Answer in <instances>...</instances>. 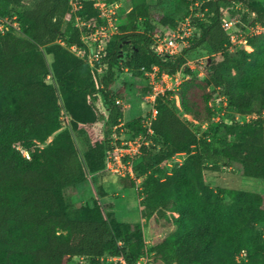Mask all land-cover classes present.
<instances>
[{"label":"trees","instance_id":"1","mask_svg":"<svg viewBox=\"0 0 264 264\" xmlns=\"http://www.w3.org/2000/svg\"><path fill=\"white\" fill-rule=\"evenodd\" d=\"M174 1L187 8V15L190 1ZM242 1L256 14L252 25L264 26V0ZM22 2L0 0V19L17 24V28L9 26L0 32V264H71L68 260L74 257L86 259L88 264H104L105 256L137 264L144 246L139 223L118 222L113 203L104 204L99 198L72 217L62 196L66 187L103 173L111 130L122 122L125 109L115 103L123 91L114 88L121 61L142 79L140 68L153 65L169 72L183 67L189 74L176 92L179 113L170 105V93L156 101L155 136L142 147L134 165L136 174L143 177L141 190H133L131 179L118 178L139 199L141 216L152 231L151 252L164 264H264V230L257 229L264 224V194L232 190L228 192L230 201L225 202L203 177L206 162L220 159L239 163L247 177L264 179V119L201 130L212 118L209 102L217 89L238 114L264 110V31L231 52L230 37L223 28L224 5L229 1L210 0L201 7L207 11L204 20L197 21L199 34L193 38L194 44L163 61L151 49V24L145 22L142 32L137 28L138 20L147 21L153 8L146 0H131L126 24L108 44V69L98 90L87 63L57 43L60 39L67 46L82 47L68 0H39L33 8L15 12ZM84 7L88 16L97 14L90 2ZM247 17L245 13L242 21ZM158 20L162 26L174 25L165 17ZM204 44L222 59L207 57L204 77L199 79L185 66L186 55ZM43 48L53 56L51 64ZM123 51L128 53L124 59ZM231 54L237 58H230ZM48 76L51 83L45 82ZM256 94L263 96L254 106ZM72 98L84 100L92 113L85 126V150H79L67 129L41 147L62 128L60 99L68 104ZM183 114L198 124L185 121ZM141 120H135L139 127L133 132L130 123L123 124L129 135L143 132ZM219 127L226 136L217 139L213 131ZM155 143L159 144L157 151ZM177 153H186V157L165 175L162 165ZM103 193L101 197L106 196ZM242 250L246 258L237 262Z\"/></svg>","mask_w":264,"mask_h":264},{"label":"built area","instance_id":"2","mask_svg":"<svg viewBox=\"0 0 264 264\" xmlns=\"http://www.w3.org/2000/svg\"><path fill=\"white\" fill-rule=\"evenodd\" d=\"M189 1L188 14L176 22L175 30L170 36H160L159 34H153L151 36L152 52L154 55L162 58L163 61L179 55L193 38L199 34L197 21L204 20V13L207 11V8L202 10L201 7L210 0ZM228 1L234 6L237 5L235 0ZM86 2H90L91 7L96 10L97 14L95 16H88L86 14L84 7V3ZM125 2L126 0H68L69 10L73 15L74 27L80 33L82 47L75 44L67 46L60 39L57 43L67 47L87 63L95 78H98V82H96V89L98 90L102 88L100 78L108 69L107 62L105 61L108 44L112 38L120 34L119 17L121 10L124 9ZM235 7L240 12L236 15L227 14L223 19V28L230 37L229 50L231 52L245 43L248 37L264 31V26L259 23H255L252 26L249 25L248 27L245 25L246 23H242V17L245 13H248V16L252 17V21L256 17L255 12L249 11L246 1H243L239 7L238 5ZM129 10L130 8L126 13ZM240 25L246 27L247 32L244 35L242 32L239 33ZM9 26L17 28L16 23L11 24L7 19H0V32L2 34L9 29ZM185 66L191 72L195 73L197 78L201 79L204 77L203 65L196 72L195 67L190 65L186 59ZM140 71L142 72L143 80L147 87L145 102L149 106V114L143 116L141 120L143 132L137 136H131L123 132V123L114 126L111 130L110 148L105 153L104 167V170L110 171L119 177L129 178L137 185L141 181V177L136 174L134 165L141 155L142 147L151 144L155 136L152 129V122L156 117V101L160 96L170 93V97L175 100L178 109H180L176 92L181 83L189 77V74L184 72L183 67H180L174 72H169L158 65H153L150 68L141 67ZM115 103L125 108L121 99L115 98ZM209 106L211 108L212 118L210 123L201 125L202 131L207 130L209 126H222L233 121L240 124L247 123L257 118H263L260 115L264 114V110L261 114L256 112L249 115L236 113L229 107L226 95L221 93L219 89H217L214 99L209 102ZM183 118L194 126L198 124L189 115L183 114ZM117 130H120V134H117ZM20 151L22 152V150ZM175 156L181 158L180 160L177 159L178 162L176 164V166H180L186 157V153H177ZM26 158H29V155ZM167 164L170 166V163ZM246 254V251L242 250L236 256V261L240 262L241 260H245ZM107 258L109 263L118 262V264H126L122 257ZM147 263L148 260L146 259L144 264ZM137 264H140V261H137Z\"/></svg>","mask_w":264,"mask_h":264},{"label":"rangeland","instance_id":"3","mask_svg":"<svg viewBox=\"0 0 264 264\" xmlns=\"http://www.w3.org/2000/svg\"><path fill=\"white\" fill-rule=\"evenodd\" d=\"M39 0H23L22 5L20 7L15 8V12H18L22 9H30L33 8L34 5ZM263 0H255V3H260ZM238 7L243 2L242 0H235ZM250 2V1H249ZM146 3L150 5L153 9H151V16L146 20L139 19L137 23V28L140 32L144 29V23L148 22L151 24V29L149 32V35L152 36L153 34H159L160 36H170L176 26V22H178L183 16H185L187 12V8L178 6L174 0H146ZM235 5V6H237ZM231 2L224 5V9L226 10L227 14L230 15H236L235 12L238 10L237 7H235ZM131 7V0H126L124 9L121 10V14L119 17V23L120 26H124L126 24V18L125 15L127 14L126 11ZM240 12V11H237ZM159 17H165L167 19L173 20L174 25L170 26H162L159 23L158 18ZM252 17L245 18V22H242L243 24L248 27L249 25L252 26ZM239 33L242 32L244 35L246 31L245 26L240 25ZM21 36V35H20ZM22 37V36H21ZM198 38V35L196 36V39ZM114 42V40L112 39ZM195 39H193L189 45H191ZM112 42V43H113ZM194 44V43H193ZM192 44V45H193ZM43 51L46 55V60L49 64L53 61V56L47 52V49L43 48ZM234 52V51H233ZM128 53L126 51H123L121 58H125V56ZM187 56V62L195 67V71H199L200 67L204 64L205 59L207 57L213 56L215 60L219 61L222 58L219 55L213 54L211 48L207 46L206 44L199 46L195 49H192L188 52ZM230 58H237L236 55L231 54L229 55ZM119 65V71H118V79L115 84V91H119L121 88H123V91L120 92V95H118L116 98L121 99L125 105L124 114L122 122L124 125L130 123L132 128H130V131L133 132V130L137 131L139 124L136 125L134 122L138 118H143V116L149 114V106L145 102V95L147 91V87L145 84V81L141 77L135 76V74H132L130 71L126 69V67L123 65V61L118 63ZM93 80L96 86V82H98V78H95L93 75ZM46 83H51L52 79H45ZM262 94H256L254 102V106L257 105V100L259 101L262 98ZM170 105L171 107L179 113V109L176 105L175 100L170 97ZM60 104L62 106V113H61V120H62V128L50 136L47 141H45L43 144H40L41 147L46 146L51 140L61 131L64 129H67L70 131L71 135L73 136V139L79 148L81 152H83L88 144V138L86 136L85 132V126L92 120V113L88 105L85 103L84 100L81 99H70L68 104L64 103L60 99ZM260 116H263L262 119H264V114H261ZM186 121V120H185ZM229 122V121H228ZM76 126L77 130H72V127ZM125 134L129 133V130H127L126 127L123 129ZM117 134H120V130L116 131ZM200 134V132H199ZM214 136L218 138H223L226 136V131L224 128L219 127V129H216V131H213ZM129 135V134H128ZM121 136V135H120ZM231 141L234 140V137H230ZM156 144V151L159 149V144ZM19 150H22V154L26 157L28 155V152L19 148ZM177 159H181L180 157H177L173 155L169 160L163 164L164 173L167 175L170 171H173V169L176 167ZM170 163V166L167 164ZM214 166L219 167L218 170H213ZM104 173V174H103ZM102 175L98 177H91L89 176L86 180L83 182L72 185L69 187H66L63 190L62 196L64 199V204L66 207V210L68 213L75 217L79 214V212L84 208L86 205H91L92 201L95 198L101 199V201L104 204L107 203H113L108 197L104 198L101 197L103 192H105L104 182L118 179L114 173L104 170L103 169ZM205 183L214 188L222 197V199L225 202L230 201V197L228 192L229 191H245V192H253V193H259L264 194V179L259 178H252L247 177L243 173V168L239 163H230L227 164L224 161L220 159H210L206 162V169L203 174ZM142 180L137 184H134L133 190L140 191L142 186ZM127 181H130L129 179ZM120 189H117L112 193V195H116ZM106 194V193H105ZM135 201V205L133 208L129 209L130 211H133L135 213L136 218L140 219L142 222L139 227V235L141 236L143 240L144 246L141 249V255L138 259L140 261V264H144L145 260H148L147 264H164L163 260L160 258L159 255L156 253H152L150 250V240L152 239V231L148 229V227L145 224V221L142 220L141 216V210L143 209L139 205V199ZM119 199H117L116 203ZM134 204V203H133ZM133 209V210H132ZM107 212H111L110 209L106 208ZM114 212V207L112 209ZM129 219V218H128ZM134 219V218H132ZM257 229L264 230V224L258 225ZM108 258L105 256L102 258V261L104 264H109L107 261ZM71 264H88V261L86 259H81L79 257H74L68 260Z\"/></svg>","mask_w":264,"mask_h":264},{"label":"crops","instance_id":"4","mask_svg":"<svg viewBox=\"0 0 264 264\" xmlns=\"http://www.w3.org/2000/svg\"><path fill=\"white\" fill-rule=\"evenodd\" d=\"M115 175V174H114ZM117 176V175H116ZM119 178V176H117ZM104 187H105V193L106 196L104 198H109L111 201L114 202V216L118 222L121 223H142L140 222L141 220L136 218L135 213L133 211L129 212L130 208H133L135 205V201L138 202V197L135 194V192L130 189V188H125L121 184L118 183V179L104 182ZM117 189H120L116 195H112L114 191ZM117 199H119V203L117 202ZM134 203V204H133ZM133 210V209H132ZM129 218V219H128ZM134 218V219H132ZM142 220H144L142 217H140Z\"/></svg>","mask_w":264,"mask_h":264}]
</instances>
